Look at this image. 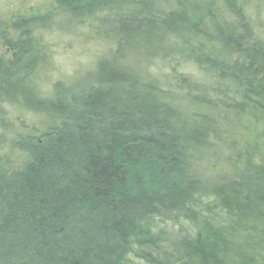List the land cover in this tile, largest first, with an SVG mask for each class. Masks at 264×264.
Returning a JSON list of instances; mask_svg holds the SVG:
<instances>
[{"label": "trees", "instance_id": "obj_1", "mask_svg": "<svg viewBox=\"0 0 264 264\" xmlns=\"http://www.w3.org/2000/svg\"><path fill=\"white\" fill-rule=\"evenodd\" d=\"M28 1L0 6V264H264V0ZM76 45L107 52L45 91Z\"/></svg>", "mask_w": 264, "mask_h": 264}, {"label": "rangeland", "instance_id": "obj_2", "mask_svg": "<svg viewBox=\"0 0 264 264\" xmlns=\"http://www.w3.org/2000/svg\"><path fill=\"white\" fill-rule=\"evenodd\" d=\"M19 1L22 0H12V1H5L2 0L0 1V6L2 4L7 5L6 3L9 4H15V7L19 6ZM30 3H35L38 2L37 0H32L28 1ZM1 8V7H0ZM92 51V55L87 51V52H79L80 47L75 46V48L72 50H65L63 48H57L55 47L53 49L54 51V56H53V63L51 66L48 67L47 72L49 73L48 76H45V79H41L42 82L44 81L43 88L45 91H49L50 83L51 81H54V78L56 80H59V77H65L67 79L66 83H72L75 82L74 80H78L80 78H83L86 76V73H91V68L94 61L98 60L99 58L103 57L105 53L107 52V47L103 48H95L94 47H88ZM104 51V54L100 56ZM91 55V56H90ZM40 80V81H41ZM55 80V81H56ZM17 151H15L16 153ZM3 155V154H1ZM22 153H18V155H14L13 161H18V163H14V165H19L21 159H23ZM20 156V157H18ZM16 157V158H15Z\"/></svg>", "mask_w": 264, "mask_h": 264}]
</instances>
